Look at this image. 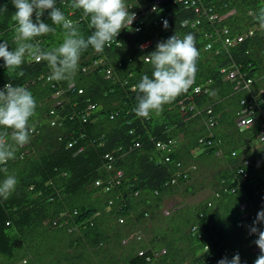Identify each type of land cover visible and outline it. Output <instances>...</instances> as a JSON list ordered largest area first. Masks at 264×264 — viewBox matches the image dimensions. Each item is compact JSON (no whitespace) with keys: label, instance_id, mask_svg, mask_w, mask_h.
<instances>
[{"label":"trees","instance_id":"1","mask_svg":"<svg viewBox=\"0 0 264 264\" xmlns=\"http://www.w3.org/2000/svg\"><path fill=\"white\" fill-rule=\"evenodd\" d=\"M211 1L219 16L213 21L182 0H163L161 12L140 17L137 32L122 29L103 53L89 47L71 85L50 81L45 61L26 57L21 76V69L9 72L0 58V89L6 83L23 86L37 103L31 140L6 165L18 184L7 200L0 199V264H217L236 253L241 264H254L260 253L256 234L246 237L235 222L264 208V145L253 143L256 124L238 130V101L247 93L234 91L219 70L237 65L253 79V91L264 87V39L255 30L223 48L214 30L226 27L238 34L264 21V0ZM152 2L127 0L138 5L129 9L136 12ZM71 4L57 0L87 38L93 29ZM4 7L0 42L7 41L11 50L16 9L12 0H0ZM159 15L167 29L153 24ZM196 17L200 22L189 27ZM43 19L51 24L47 13ZM54 27L55 34L36 38L45 51L63 42V29ZM174 33L196 37V81L160 114L138 117L133 89L143 75L151 76L149 53L157 42ZM144 41L150 44L140 47ZM208 41L210 48L203 49ZM207 108L212 126L204 123ZM188 161L212 167L201 173V184L187 183ZM239 166L244 174L237 173ZM4 177L0 173V181ZM204 186L207 196L188 202L186 197ZM131 233L139 238L121 243Z\"/></svg>","mask_w":264,"mask_h":264},{"label":"clouds","instance_id":"2","mask_svg":"<svg viewBox=\"0 0 264 264\" xmlns=\"http://www.w3.org/2000/svg\"><path fill=\"white\" fill-rule=\"evenodd\" d=\"M203 1L205 3V0ZM207 1H209L213 8L212 1ZM162 2L163 0L160 5L163 9ZM12 4L16 9L14 27L16 46L10 50L7 41L0 42V58L3 59L4 67L9 72L16 73L17 69H21L17 73V75L21 76L23 75L21 66L24 64L25 58L30 57L35 62H47L51 70L49 76L50 81H63L71 85L75 81L81 55L89 47L96 53H103L106 47H110L111 43L116 41V37L122 29H130L134 32L138 31L131 29L136 18V13L129 11L130 7L138 5L135 3L129 6L127 0H72L71 7L81 10L83 16L88 19V27L93 29L92 34L87 38L81 33L78 24H74L71 20L67 19L65 13L57 7V0H12ZM150 6L145 8V10ZM6 10V7L0 8V11ZM45 13H47L51 24L45 22L43 19ZM198 13V15H203L207 19L204 14ZM196 18L199 23V18ZM154 20L152 21L153 24L158 23L157 21L154 22ZM261 22L241 32L247 33L248 30H252V34L246 36L245 39L252 37L255 30L259 31L261 37L264 39V30L260 27ZM159 23L161 24V22ZM162 23L163 27L167 29V20H163ZM198 23H195L193 26L187 25L194 27ZM54 26H59L63 29V42L58 47L45 51L41 48L36 38L55 34L56 27ZM224 28L227 29L229 35H237L229 31L228 28L221 27L214 30L217 36L216 39L219 40L223 48L232 47L224 46L220 41L221 39H219V32ZM210 37L212 38L211 34ZM145 42L147 41L142 42L140 47H145L150 44V41H148L149 43L143 46ZM207 43L210 48L211 42L208 41L204 44L203 49H208L205 48ZM115 44L118 45L117 43ZM199 55L200 53L196 47V37L192 33L185 34L182 38L174 33L166 40L157 42L155 50L149 53V62L153 67L151 76L147 74L143 75L133 89L137 93L136 99L138 101L137 107L134 109L135 114L143 118H149L153 113L160 114L163 111L164 105L174 102L177 97L187 93L196 81ZM146 58L147 60L144 59V61H148L147 56ZM233 67H236L238 74H244V79H250L248 90H235V80L225 79L220 72L223 80L232 82V89L234 91L247 93L246 98H240L238 101L239 108L235 117V124L238 130L248 129L256 124L254 140H258L256 145H264V142L260 141L258 137L260 124L264 122V87H259L253 91L251 86L254 81L245 71L238 70V66L234 64L224 69L228 70ZM238 79L239 77L237 76L236 80ZM198 88L199 90L196 93L201 90L199 86ZM260 89H262V93L258 92ZM252 96H255L257 99H262V102L258 106L253 105L252 123L248 126L239 125V119L246 117L242 109L247 104L253 103ZM241 100L244 102L241 103ZM36 107L35 97L25 87L6 83L0 89V173L5 174L4 179L0 181V199L7 200L15 191L18 184L15 175L7 174L8 169L6 165L10 160L15 159L16 153L20 148L30 142L34 132V126L30 121L36 114ZM86 114H81V118L86 116ZM205 117L204 123L206 126H212L215 121L210 108L205 110ZM54 124V118H50L49 125ZM8 130H11L10 136ZM198 142H202V138H199ZM206 142L208 143V141ZM67 145L70 146V143ZM247 164V160L242 161V165ZM237 173L244 174L242 166L237 168ZM116 175L118 176L120 173L117 171ZM94 185H97V182H94ZM261 191H264V188ZM261 195L264 196V193ZM240 206L242 207L243 204ZM244 219L239 218L235 222V227L245 230L246 237L256 234L253 241L259 248L260 253L255 259L254 264H264V229L258 227V224H264V208L258 211L257 214H249ZM133 236L135 239L139 238L137 234L131 233L127 238H123L121 243H125L128 238ZM138 254H141V252L138 251ZM217 264H241L239 253L234 254L231 259L223 257L218 260Z\"/></svg>","mask_w":264,"mask_h":264},{"label":"built area","instance_id":"3","mask_svg":"<svg viewBox=\"0 0 264 264\" xmlns=\"http://www.w3.org/2000/svg\"><path fill=\"white\" fill-rule=\"evenodd\" d=\"M162 0H154L153 3L151 4V6L147 9L144 10L143 12H136V11H132L136 13V18L132 24V28L133 30L137 31L140 29V24L142 22V19L140 17H142L145 13H158L159 11L162 10V7L160 5ZM182 3L184 6L186 7H194L198 12H200L201 14H204L207 19L209 21H213L216 20L217 18H219V16L217 15V13L214 12L212 6L210 5L209 1L205 0V3L203 0H182ZM155 8V10H153ZM163 18L160 16L157 19L154 20V22H161V25H163ZM195 23H198V19H194L193 21H190L188 23L189 26H193ZM186 21L181 22V25H185ZM260 27L263 28L264 30V22L260 23ZM252 34V30H248L247 33H241V34H237V35H229L227 29H222L221 32H219V39H221L220 41L222 42V44L224 46H233L236 43L242 42L246 36H250ZM208 37H210V34H208ZM149 42H145V45H147ZM205 48H209V44L207 43ZM145 60H147V58H144ZM220 72L223 74V77L225 79H230V80H235V84H234V89H247L248 90V85L250 83V79H244V74H238L236 67H233L232 69L229 68L228 70L222 68L220 69ZM239 77L238 80H236V77ZM199 90L198 86H196L194 88V92H197ZM259 93H262V89H260L258 91ZM253 103H249L247 104V106L245 108L242 109V112L245 113L246 117H241L238 121L239 125H243V126H248L250 123H252V114L254 112L253 109V105H257L260 104L262 102V99H257L255 98V96L251 97ZM244 101L241 100V103H243ZM258 137L259 140L264 142V122L260 124V128L258 131ZM170 141H168L169 143ZM157 148H163L164 144H160V143H156L155 144ZM250 223V222H249Z\"/></svg>","mask_w":264,"mask_h":264},{"label":"rangeland","instance_id":"4","mask_svg":"<svg viewBox=\"0 0 264 264\" xmlns=\"http://www.w3.org/2000/svg\"><path fill=\"white\" fill-rule=\"evenodd\" d=\"M254 144L258 143V140H254L253 142ZM212 169V167L208 166V165H203V166H198V167H194L193 162L188 161L185 166H184V170H188L189 173V179L187 180V183L189 184H201V173L202 174H206L208 172H210ZM208 194V188H206L205 186L201 189H199L198 191H196L195 193H193L192 195L187 196V200L190 203L196 202L199 199H201L202 197L207 196ZM141 234V233H140ZM142 235V234H141ZM145 235V234H143Z\"/></svg>","mask_w":264,"mask_h":264}]
</instances>
